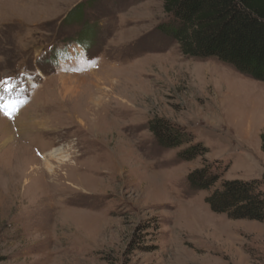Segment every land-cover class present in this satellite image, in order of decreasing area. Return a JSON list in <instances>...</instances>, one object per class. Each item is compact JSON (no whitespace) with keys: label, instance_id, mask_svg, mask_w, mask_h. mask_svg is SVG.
Segmentation results:
<instances>
[{"label":"rangeland","instance_id":"374dc122","mask_svg":"<svg viewBox=\"0 0 264 264\" xmlns=\"http://www.w3.org/2000/svg\"><path fill=\"white\" fill-rule=\"evenodd\" d=\"M162 2L0 0V80L91 32L35 88H0V105L22 102L15 119L0 111V264H264V223L212 212L213 188L187 179L207 166L216 188L262 178L264 82L183 55L159 29ZM158 123L185 140L163 145Z\"/></svg>","mask_w":264,"mask_h":264},{"label":"trees","instance_id":"16d2710c","mask_svg":"<svg viewBox=\"0 0 264 264\" xmlns=\"http://www.w3.org/2000/svg\"><path fill=\"white\" fill-rule=\"evenodd\" d=\"M162 5L168 20L159 29L177 43L183 55L215 58L264 82V0H163ZM77 9L76 20L82 15V8ZM89 32L86 29L81 36ZM153 132L166 146L178 144L186 137L165 123H158ZM259 140L264 152L263 133ZM186 152L185 157L189 151ZM220 176L217 167L207 166L192 171L187 179L193 190L213 188L204 198L212 212L225 214L229 219L264 223V189L260 187L264 173L261 179H223L216 188Z\"/></svg>","mask_w":264,"mask_h":264},{"label":"snow or ice","instance_id":"6c2138e0","mask_svg":"<svg viewBox=\"0 0 264 264\" xmlns=\"http://www.w3.org/2000/svg\"><path fill=\"white\" fill-rule=\"evenodd\" d=\"M3 83L5 84V88H4V90H5V91H9L10 88H11V85H8V84H7V81H4ZM15 110H16V109H15V106H14V105H9V104H7V103H6V104H3V105H0V111H2L3 114H4L5 116L9 117V118L12 117V114H13V112H14Z\"/></svg>","mask_w":264,"mask_h":264},{"label":"bare ground","instance_id":"6f19581e","mask_svg":"<svg viewBox=\"0 0 264 264\" xmlns=\"http://www.w3.org/2000/svg\"><path fill=\"white\" fill-rule=\"evenodd\" d=\"M97 95H93L90 99H89V102L90 104L94 107H98L100 102H101V96H102V93H101V89L99 88V86L97 85ZM92 108V107H91Z\"/></svg>","mask_w":264,"mask_h":264}]
</instances>
